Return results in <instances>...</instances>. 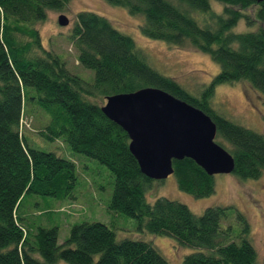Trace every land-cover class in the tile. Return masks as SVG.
Segmentation results:
<instances>
[{"label": "trees", "instance_id": "obj_1", "mask_svg": "<svg viewBox=\"0 0 264 264\" xmlns=\"http://www.w3.org/2000/svg\"><path fill=\"white\" fill-rule=\"evenodd\" d=\"M142 16L141 32L174 47H193L208 55L220 73L198 96L148 63L135 41L105 17L76 16L70 38L78 61L94 73L92 83L74 74L58 53L45 48L40 23L50 11L63 13L70 0H0V264H170L150 242L118 241L100 222L72 227L59 244L60 229L18 216L28 195L75 200L76 165L55 152L35 148L21 131L26 107L49 118L40 132L50 143L63 141L72 153L95 160L113 175L108 205L137 221L138 229L174 238L195 250L184 264H258L246 216L239 240L224 226L232 207H210L202 215L167 198L146 199L152 180L141 173L127 133L102 112L107 97L157 88L210 116L217 143L234 158L233 174L258 179L264 173V135L229 120L213 108L216 88L246 82L264 100V2L255 0H105ZM212 1L222 5L216 12ZM255 9L254 17L249 13ZM195 14L205 16V27ZM244 20L252 32H234ZM105 101V102H103ZM104 103V104H102ZM181 191L197 199L215 193V177L191 159L173 162ZM50 223L54 219L47 218ZM49 225V224H48Z\"/></svg>", "mask_w": 264, "mask_h": 264}, {"label": "rangeland", "instance_id": "obj_2", "mask_svg": "<svg viewBox=\"0 0 264 264\" xmlns=\"http://www.w3.org/2000/svg\"><path fill=\"white\" fill-rule=\"evenodd\" d=\"M216 12L222 5L212 1ZM81 12H92L107 18L121 33L131 37L148 63L160 74L172 78L192 95L198 96L220 73V67L212 59L193 47H174L162 41L147 38L141 32L142 16H133L123 7L112 6L105 0H70L63 13L50 11L47 20L40 23L44 47L58 53L68 68L88 82L94 80V73L81 66L78 51L70 35L76 16ZM254 17L255 9L249 11ZM65 15L70 20L68 27L59 25V18ZM200 26L205 27V16L195 14ZM257 27L248 28L244 20L234 32H252ZM105 102V101H103ZM104 104V103H102ZM213 108L229 120L264 135V100L262 95L246 82L219 85L214 93ZM49 118L40 109L26 107L21 122V131L35 148L55 152L76 165L78 186L75 200L58 202L53 198L28 195L23 200L18 216L44 223L46 227L60 229L59 244L70 236L72 227L82 222H100L114 229L118 241L142 240L152 243L170 264H184V258L195 250L181 246L174 238L154 235L138 229L132 218L112 213L109 203L113 194L114 178L111 172L95 160L72 153L63 141L50 143L40 132L48 124ZM159 198H167L186 205L194 214L202 215L210 207H232L224 226H231L233 240H239L242 231L236 211L246 216L250 225V238L256 249L258 264L264 259V173L258 179H242L235 174L216 175L215 193L207 198L197 199L181 191L175 175L164 181H153L146 191V199L153 204ZM48 217L54 219L53 223ZM49 224V225H48Z\"/></svg>", "mask_w": 264, "mask_h": 264}, {"label": "water", "instance_id": "obj_3", "mask_svg": "<svg viewBox=\"0 0 264 264\" xmlns=\"http://www.w3.org/2000/svg\"><path fill=\"white\" fill-rule=\"evenodd\" d=\"M59 25L68 27L70 20L61 15ZM101 110L127 133L130 152L152 181L167 180L174 175L173 162L184 159L193 160L212 177L235 171L233 156L216 141L218 129L212 118L168 92L144 88L107 97Z\"/></svg>", "mask_w": 264, "mask_h": 264}]
</instances>
